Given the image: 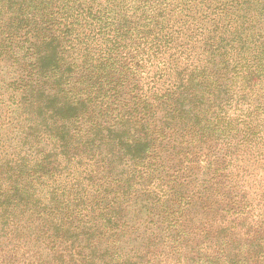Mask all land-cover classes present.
<instances>
[{"label":"trees","instance_id":"1","mask_svg":"<svg viewBox=\"0 0 264 264\" xmlns=\"http://www.w3.org/2000/svg\"><path fill=\"white\" fill-rule=\"evenodd\" d=\"M0 264H264V0H0Z\"/></svg>","mask_w":264,"mask_h":264}]
</instances>
